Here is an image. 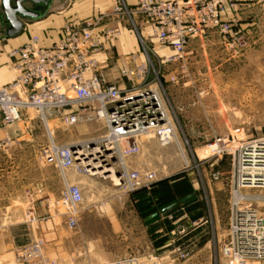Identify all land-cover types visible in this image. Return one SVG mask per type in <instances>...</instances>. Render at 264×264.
I'll return each instance as SVG.
<instances>
[{"label": "built area", "instance_id": "1", "mask_svg": "<svg viewBox=\"0 0 264 264\" xmlns=\"http://www.w3.org/2000/svg\"><path fill=\"white\" fill-rule=\"evenodd\" d=\"M238 1L137 0L131 4L127 0H115L112 9L97 18L67 21L61 39L50 47L42 46L40 37L33 35L7 53L16 75L0 85V126L21 120L29 108L35 109L47 126L51 117L66 126L93 119L104 122L105 133L100 137L75 142V147L52 140L42 150L43 158L54 163L62 174L64 188L54 204L59 208L62 202L65 206L62 213L70 229L79 225L84 194L78 183L69 180L67 170L109 179L126 192H134L158 180L155 172L142 174L129 166L128 159L140 151L142 136L153 134L161 144L171 143L176 136L158 90L160 75L154 71L155 75L150 76L152 64L145 61L121 69L120 77L126 79L123 87L106 81L105 63L99 54L105 41L118 36L119 29L107 28L102 40L96 27L104 18L130 21L138 32L140 27L144 35L147 29L162 45L173 50L167 61H178L191 39L206 37L210 30L219 31L231 46L241 41L233 35V22L223 18L227 9L234 8ZM3 142L0 140V148ZM245 158L254 167L242 179L240 166ZM238 166L239 189H264V137L243 145ZM239 202L235 198L236 241L225 244L222 253L237 263L249 258L263 259V219L255 209L243 211ZM48 207L52 208L49 200ZM28 216L33 219L31 213ZM14 253L17 264H65L48 256L42 237L18 247ZM112 264L148 263L130 256Z\"/></svg>", "mask_w": 264, "mask_h": 264}, {"label": "rangeland", "instance_id": "2", "mask_svg": "<svg viewBox=\"0 0 264 264\" xmlns=\"http://www.w3.org/2000/svg\"><path fill=\"white\" fill-rule=\"evenodd\" d=\"M1 3L2 0L0 16H4ZM24 4L31 5L30 1ZM101 22L102 25L108 21ZM123 22L140 45L141 61L137 64L147 61L154 67L150 76L155 75L154 71L160 75L158 90L182 147L176 140L161 144L153 134L142 136L140 151L128 159L129 166L142 174L155 172L158 180L180 172L189 174L200 190L214 233L211 243L202 249L191 244L171 254L163 253L160 259L152 256L141 261L148 264H264V258L232 262L222 253L225 244L236 241L233 228L237 195L242 196L239 202L242 210H257L264 226V189L238 188L240 150L250 140L264 137V46L256 52L245 53V42L241 40L233 46L226 45V49L214 46L202 51L204 47L191 44L197 37L191 39L180 60L167 61L173 53L171 48L162 45L147 29L143 35L140 27L138 32L130 21ZM215 31L219 33L210 30L206 37L200 38L206 40ZM219 36L224 41L220 33ZM7 38L0 22V48L7 43ZM172 77H175L173 81ZM104 133V122L97 119L66 126L51 117L47 126L32 108L24 111L21 120L0 126V140L4 141L0 148V264H17L15 249L32 242L27 183L43 173L51 189L61 186L58 167L43 158V148L52 140L66 145ZM213 144L219 146L218 150L211 148ZM94 178L114 187L109 179ZM59 198H52L51 205L57 213H62L66 211L63 203L59 208L54 204ZM38 237L42 236L35 235L33 240ZM55 241L46 245V252L65 263L62 256L57 255ZM148 250L146 247L147 254Z\"/></svg>", "mask_w": 264, "mask_h": 264}, {"label": "crops", "instance_id": "3", "mask_svg": "<svg viewBox=\"0 0 264 264\" xmlns=\"http://www.w3.org/2000/svg\"><path fill=\"white\" fill-rule=\"evenodd\" d=\"M127 1L133 4L137 0ZM112 4L113 0H52L42 17L26 22L22 33L7 38V43L0 48V84L11 81L16 75L7 56V52L12 48L23 45L33 35L40 37L42 46L50 47L61 39L63 26L67 21L97 18L98 15L109 10ZM223 18L233 22V35L239 36L245 42L243 48L245 53L256 52L263 48L264 0H239L234 8L227 9ZM104 19L108 22L102 25L100 22L95 29L98 36L103 40L107 28H118L119 34L104 42L99 59L105 63L106 81L123 87L126 79L120 77V71L126 66L132 67L141 61V48L136 35L123 21ZM207 38L202 40L198 37L191 44L204 47L202 51L207 48L212 49L214 46L216 49H226V45L229 47L216 31ZM66 174L70 181L81 186L84 194L77 228L70 229L66 223V215L48 207V200L59 198L64 188V180L59 169L57 176L61 186L57 190L49 187L43 173L27 183L26 204L27 214L31 213L33 217L30 220L31 241L35 235L42 236L47 241L48 247L51 241L56 240L57 255L62 256L67 264H112L115 260L130 256H137L140 259L155 256L160 259L161 254L166 252L171 254L180 248L175 246L174 234L185 233L190 227L198 226L200 229L197 238L192 241L197 248L206 247L213 239L214 233L206 215L204 200L189 174L197 191L195 196L201 202L196 212L202 211V215L193 218L192 215L196 212H186L175 219L173 224L176 227L169 233V240L165 245L172 246V249L162 252L159 251V247L154 246L149 236L148 220L155 218L153 224L159 223L165 218L164 213L169 210L166 212L162 210L160 215L145 219L133 197L136 191L126 192L115 185L114 187L104 185L94 177L80 175L73 170H67ZM101 186L104 188L103 191ZM170 215L172 214H167L168 218L173 219ZM159 232H165L164 228L160 226ZM204 237L206 241L198 245ZM146 247L149 249L148 254L145 251Z\"/></svg>", "mask_w": 264, "mask_h": 264}, {"label": "trees", "instance_id": "4", "mask_svg": "<svg viewBox=\"0 0 264 264\" xmlns=\"http://www.w3.org/2000/svg\"><path fill=\"white\" fill-rule=\"evenodd\" d=\"M136 192L133 197L139 211L144 215L145 219L153 214L160 215L165 207L177 202L176 206L164 213L165 218L161 222L153 224L155 218L148 220L150 223L148 233L154 246L159 247L160 252L172 249V246L165 245L169 240V233L176 227L173 221L186 212H196L201 206L200 200L195 196L197 191L194 189L189 175L186 172H180L168 178L155 181L149 187H143ZM169 213L172 214L173 219L168 218L167 214ZM201 215L202 211H199L195 215H192V217L198 218ZM160 226L164 228L165 232H159ZM199 231V227L196 226L190 227L185 233L174 234L175 246L180 248L189 247L192 241L197 238ZM204 241H206L205 237L198 245L204 243Z\"/></svg>", "mask_w": 264, "mask_h": 264}, {"label": "water", "instance_id": "5", "mask_svg": "<svg viewBox=\"0 0 264 264\" xmlns=\"http://www.w3.org/2000/svg\"><path fill=\"white\" fill-rule=\"evenodd\" d=\"M30 1L36 8H30L24 3ZM15 3L14 5L12 3ZM52 0H2L1 6L5 12L9 28L6 30L7 37H14L22 33L25 28L26 20H36L42 17L48 10ZM75 147V143L70 144ZM177 202L163 209L164 212L176 206ZM153 214L150 218L156 216Z\"/></svg>", "mask_w": 264, "mask_h": 264}, {"label": "bare ground", "instance_id": "6", "mask_svg": "<svg viewBox=\"0 0 264 264\" xmlns=\"http://www.w3.org/2000/svg\"><path fill=\"white\" fill-rule=\"evenodd\" d=\"M174 140H176V142L178 143L179 147L182 149L181 145H180V142L177 138V136L174 137ZM219 146L217 144H213L211 145V148L212 149H217ZM218 150V149H217ZM254 167V165H251L250 161L245 158L242 160V165L240 166V171H241V176L240 178L242 179H246L247 176H248V172L249 170H251L252 168ZM240 184H242V181L240 180ZM246 185V184H245ZM237 199L241 200L242 199V196L240 195H237Z\"/></svg>", "mask_w": 264, "mask_h": 264}, {"label": "flooded vegetation", "instance_id": "7", "mask_svg": "<svg viewBox=\"0 0 264 264\" xmlns=\"http://www.w3.org/2000/svg\"><path fill=\"white\" fill-rule=\"evenodd\" d=\"M26 6H28L30 8H36V6L34 4H32V3H31V5H26ZM0 22H1V25L4 27V29L6 31L9 28V26H10L8 21H7L6 15L0 16Z\"/></svg>", "mask_w": 264, "mask_h": 264}]
</instances>
